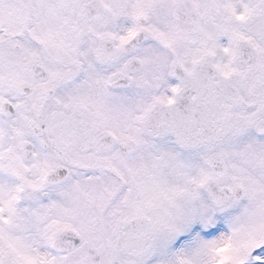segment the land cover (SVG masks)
<instances>
[{
	"label": "snow or ice",
	"instance_id": "6c2138e0",
	"mask_svg": "<svg viewBox=\"0 0 264 264\" xmlns=\"http://www.w3.org/2000/svg\"><path fill=\"white\" fill-rule=\"evenodd\" d=\"M0 264H264V0H0Z\"/></svg>",
	"mask_w": 264,
	"mask_h": 264
}]
</instances>
